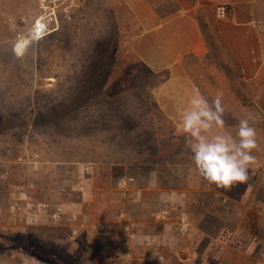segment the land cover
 <instances>
[{
	"label": "rangeland",
	"instance_id": "rangeland-1",
	"mask_svg": "<svg viewBox=\"0 0 264 264\" xmlns=\"http://www.w3.org/2000/svg\"><path fill=\"white\" fill-rule=\"evenodd\" d=\"M205 20L211 25L214 17ZM139 32L123 0H0V264H124L121 214L143 238L136 246H148L134 255V264H143L155 249L167 264L204 259L191 235L179 239L173 221L155 220L165 208L189 219L206 206L219 210V220L204 225L223 234L206 264H247L236 253L228 260L220 256L230 240L237 248L260 245L255 234L262 232L264 216L246 196L257 179L264 180V100L255 99L251 87L242 88L246 107L223 112L224 127L213 129L235 135L242 119L255 127L259 149L248 182L231 191L198 188L190 216L175 191L186 188L188 173L182 169L192 154L184 139L173 138L172 125L156 122L160 113L152 90L163 77L134 57ZM125 177L136 178L132 191L120 187ZM146 189L151 190L142 207L136 193ZM23 194L63 205L66 221L12 217L9 206ZM76 208L90 224L104 222L106 236L88 226L72 227Z\"/></svg>",
	"mask_w": 264,
	"mask_h": 264
},
{
	"label": "crops",
	"instance_id": "crops-1",
	"mask_svg": "<svg viewBox=\"0 0 264 264\" xmlns=\"http://www.w3.org/2000/svg\"><path fill=\"white\" fill-rule=\"evenodd\" d=\"M174 1L179 9L163 17L149 0H123L140 31L132 43V52L149 72L163 77L152 90L160 113L156 122L172 125L173 138L184 139L182 116L190 107V100L197 89L209 101L217 93H222L224 112L246 107L240 94V90L246 86L256 92L255 99L264 100V0ZM220 6L229 9L226 19L215 17V11ZM206 16L214 17L211 25L205 20ZM182 170L188 173L187 185L185 189L175 191L178 194L175 199L190 215V205L194 202V194L199 192L198 188L211 185L203 179L199 180L201 178L192 162L183 165ZM146 190L147 193L145 190L139 191L142 207L151 189ZM263 190L264 180L257 179L256 187L246 196V201L256 204L261 216H264ZM79 211L76 208L73 214H80ZM219 216V210L206 206L190 219L193 226L190 237L195 240L193 248L197 253L201 250L208 262L212 257L214 259V248L218 245V238L223 240V234L218 237L216 233L206 230L204 225L209 219L219 220ZM259 226L262 232L255 234L260 238V245L256 249V243L248 242L237 248L230 240L221 247L220 256L225 254L228 260L232 257L231 253H236L247 264H264L263 218ZM239 237V234L233 235L235 240ZM157 238L163 239L164 236L158 235ZM142 239L138 237L136 242L140 243ZM204 241L207 244L202 249L200 244ZM141 246L135 245V254L139 250L141 253L147 251L148 246Z\"/></svg>",
	"mask_w": 264,
	"mask_h": 264
},
{
	"label": "clouds",
	"instance_id": "clouds-1",
	"mask_svg": "<svg viewBox=\"0 0 264 264\" xmlns=\"http://www.w3.org/2000/svg\"><path fill=\"white\" fill-rule=\"evenodd\" d=\"M223 112L222 93L209 101L197 89L181 124L185 146L199 176L209 185L231 191L248 182L259 144L256 129L248 119L239 121L235 135L214 133V128L224 127Z\"/></svg>",
	"mask_w": 264,
	"mask_h": 264
},
{
	"label": "built area",
	"instance_id": "built-area-1",
	"mask_svg": "<svg viewBox=\"0 0 264 264\" xmlns=\"http://www.w3.org/2000/svg\"><path fill=\"white\" fill-rule=\"evenodd\" d=\"M229 9L225 6H220L216 9L215 14L218 19H226L228 16ZM93 168V167H92ZM135 177H125L120 180V187L126 191H132L133 186L136 185ZM80 192H84V187L79 189ZM137 196L140 195L138 191ZM9 214L16 218L29 221L32 223L38 222L42 216L44 219L51 220L54 223H61L66 221V212L63 205L53 207L49 203L36 202L29 195L23 194L20 198L14 200L9 206ZM120 220L124 219L123 229L124 234L122 237V250L124 255V264H134V248L136 245V240L139 237V231L136 229V225L128 217L125 218V214L119 216ZM155 220L161 223H169L173 221L175 235L179 239L188 238L193 230L192 223L189 217L185 213H179L174 216L173 210L169 208L162 209L155 214ZM70 224L75 227H91L97 234L101 237L106 236L107 227L104 222L95 221L94 224H90L91 221L87 215H77L73 214L69 217ZM77 231L73 230V237H75ZM143 264H167L166 256L159 250L155 249L149 254L145 255L142 260ZM24 264H30V260H25ZM191 264H206L203 258H196L191 261Z\"/></svg>",
	"mask_w": 264,
	"mask_h": 264
},
{
	"label": "trees",
	"instance_id": "trees-1",
	"mask_svg": "<svg viewBox=\"0 0 264 264\" xmlns=\"http://www.w3.org/2000/svg\"><path fill=\"white\" fill-rule=\"evenodd\" d=\"M149 1L157 9V11L160 13V15H162L163 17H166L170 14H173L174 12H176L179 9V5H177V3L174 0H149ZM167 1H168V3H167ZM206 29H207V27H206ZM210 39H212V37ZM133 55L137 59V62L140 63L141 65H143L134 53H133ZM166 76H168V75H166ZM35 258L38 259L37 257H35Z\"/></svg>",
	"mask_w": 264,
	"mask_h": 264
}]
</instances>
